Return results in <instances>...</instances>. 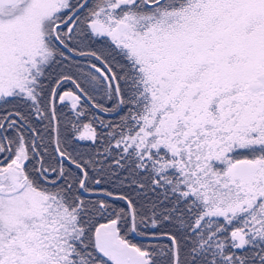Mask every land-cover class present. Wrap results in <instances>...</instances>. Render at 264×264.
I'll return each mask as SVG.
<instances>
[{
	"label": "snow or ice",
	"instance_id": "snow-or-ice-1",
	"mask_svg": "<svg viewBox=\"0 0 264 264\" xmlns=\"http://www.w3.org/2000/svg\"><path fill=\"white\" fill-rule=\"evenodd\" d=\"M0 264H264V0H0Z\"/></svg>",
	"mask_w": 264,
	"mask_h": 264
},
{
	"label": "trees",
	"instance_id": "trees-1",
	"mask_svg": "<svg viewBox=\"0 0 264 264\" xmlns=\"http://www.w3.org/2000/svg\"><path fill=\"white\" fill-rule=\"evenodd\" d=\"M82 63H83V61H82ZM71 86L69 85V88H70ZM63 111L65 112V113H67L68 112V109H63ZM106 221H104V220H101L100 221V223H105ZM133 243H137L138 242V240L137 239H134L133 237H128Z\"/></svg>",
	"mask_w": 264,
	"mask_h": 264
},
{
	"label": "water",
	"instance_id": "water-1",
	"mask_svg": "<svg viewBox=\"0 0 264 264\" xmlns=\"http://www.w3.org/2000/svg\"><path fill=\"white\" fill-rule=\"evenodd\" d=\"M133 238L138 240V238H135V237H133Z\"/></svg>",
	"mask_w": 264,
	"mask_h": 264
}]
</instances>
